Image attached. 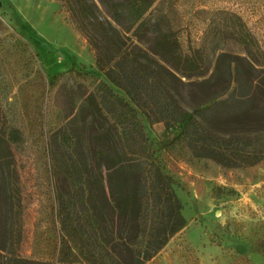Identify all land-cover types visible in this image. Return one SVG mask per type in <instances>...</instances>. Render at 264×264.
<instances>
[{
  "label": "trees",
  "instance_id": "trees-1",
  "mask_svg": "<svg viewBox=\"0 0 264 264\" xmlns=\"http://www.w3.org/2000/svg\"><path fill=\"white\" fill-rule=\"evenodd\" d=\"M59 2L107 81L87 85L57 130L65 167L54 173L59 226L50 259L20 250L25 205L14 151L20 130L0 100V264H142L185 225V217L140 114L174 129L168 144H181L193 156L226 167L259 162L264 45L244 23L230 26L244 54L222 51L208 71L206 50L191 37L147 35L146 13L154 0H100L118 31L89 0ZM76 73L80 84L84 77ZM62 75H53L50 88ZM184 88L191 109L179 102Z\"/></svg>",
  "mask_w": 264,
  "mask_h": 264
},
{
  "label": "rangeland",
  "instance_id": "rangeland-1",
  "mask_svg": "<svg viewBox=\"0 0 264 264\" xmlns=\"http://www.w3.org/2000/svg\"><path fill=\"white\" fill-rule=\"evenodd\" d=\"M89 2L112 30H119L100 0ZM146 18L150 37L169 31L203 46L208 71L222 51L244 54L230 26L244 23L264 45V0H154ZM76 71L84 77L80 84ZM59 72L63 75L52 89V77ZM102 80L107 81L94 50L59 0H0V100L20 130L14 151L23 183L20 250L25 256L50 259L56 253L54 173L65 167L57 130L64 116L75 112L77 95ZM185 91L179 102L191 109ZM140 116L153 156L173 179L188 225L142 264H264V158L226 167L193 156L181 144H168L174 129Z\"/></svg>",
  "mask_w": 264,
  "mask_h": 264
},
{
  "label": "crops",
  "instance_id": "crops-1",
  "mask_svg": "<svg viewBox=\"0 0 264 264\" xmlns=\"http://www.w3.org/2000/svg\"><path fill=\"white\" fill-rule=\"evenodd\" d=\"M187 226H188L187 224L184 225V226L182 227V230H187V228H188ZM178 232H179V230H178ZM167 244H169V241L166 243L165 246H167ZM165 246H164V247H165ZM204 253H205L204 251H200V252H199L200 255H204Z\"/></svg>",
  "mask_w": 264,
  "mask_h": 264
}]
</instances>
